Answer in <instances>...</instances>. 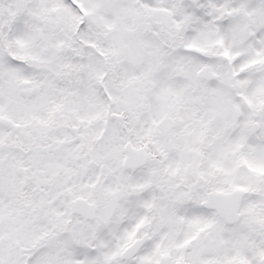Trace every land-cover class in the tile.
I'll return each instance as SVG.
<instances>
[{
  "label": "snow or ice",
  "instance_id": "6c2138e0",
  "mask_svg": "<svg viewBox=\"0 0 264 264\" xmlns=\"http://www.w3.org/2000/svg\"><path fill=\"white\" fill-rule=\"evenodd\" d=\"M0 264H264V0H0Z\"/></svg>",
  "mask_w": 264,
  "mask_h": 264
}]
</instances>
